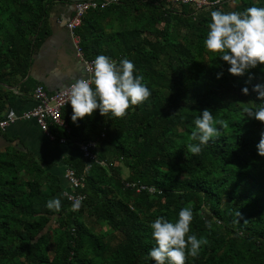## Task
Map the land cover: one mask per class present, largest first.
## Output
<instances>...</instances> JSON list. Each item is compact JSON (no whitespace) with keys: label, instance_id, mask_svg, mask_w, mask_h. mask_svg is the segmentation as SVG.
<instances>
[{"label":"trees","instance_id":"16d2710c","mask_svg":"<svg viewBox=\"0 0 264 264\" xmlns=\"http://www.w3.org/2000/svg\"><path fill=\"white\" fill-rule=\"evenodd\" d=\"M57 1L64 0H0V82L27 75ZM253 4L264 0H220L208 9L121 0L84 14L76 29L83 54L131 59L152 95L123 117L97 109L76 122L67 104L61 116L69 133L50 126L75 143L95 142L94 158L66 160L84 176L78 211L59 177L31 153L0 150V264H155L147 255L155 245L150 223L161 215L175 221L185 206L194 214L189 234L208 240L185 264H264V155L257 150L264 121L244 111L261 102L252 87L264 83V65L231 74L204 44L211 11ZM205 108L224 127L192 154L194 118ZM54 197L60 212L46 207Z\"/></svg>","mask_w":264,"mask_h":264},{"label":"clouds","instance_id":"9594fccd","mask_svg":"<svg viewBox=\"0 0 264 264\" xmlns=\"http://www.w3.org/2000/svg\"><path fill=\"white\" fill-rule=\"evenodd\" d=\"M211 20L204 40L206 48L226 61L228 71L235 75H244L257 65H264V6L246 7L243 11H222L216 9L210 13ZM88 74L79 77L72 76L71 70L53 67L52 74L71 76L72 82L66 91L73 112L71 119L91 116L94 110L101 115L111 114L113 117H123L130 106L139 105L146 101L152 90L144 83V77L139 73L134 61L124 57L118 62L112 57L99 54L91 62ZM222 73H217L219 78ZM251 78V73H249ZM261 102L244 111L257 120L264 121V83L253 85ZM241 91L249 92L247 86ZM195 130L191 139L195 143L188 144L192 154H199L203 145L209 144L220 136L223 121L214 120L212 111L203 109L194 118ZM260 155H264V132L257 144ZM82 200L77 198L71 204L72 211H78ZM46 207L60 212L62 201L54 197L46 202ZM239 215V213H237ZM194 214L191 206L182 207L178 219L172 221L161 215L149 225L155 245L149 250L148 258L155 264H185L188 256L196 257L202 247L208 244L205 236L189 234ZM211 227V225H209Z\"/></svg>","mask_w":264,"mask_h":264},{"label":"crops","instance_id":"0c3cea01","mask_svg":"<svg viewBox=\"0 0 264 264\" xmlns=\"http://www.w3.org/2000/svg\"><path fill=\"white\" fill-rule=\"evenodd\" d=\"M75 1L77 0L57 1L50 8L47 34L32 54L27 75L16 83L0 82V118L8 113L18 116L13 123L0 129V150L19 149L31 153L47 170L59 177L62 194L69 187L64 176L66 167H70L66 160L69 157H83L80 143H75L69 136L57 135V132L51 137L39 128L35 120L19 116L35 106L32 95L37 85L41 84L46 91L53 93L72 82L71 76L52 74L53 67L70 69L72 76L76 77L85 74L83 62L76 53L72 36L66 28V23L73 15ZM83 57L92 60L84 54ZM68 108L72 109L70 102Z\"/></svg>","mask_w":264,"mask_h":264},{"label":"built area","instance_id":"2783aa9c","mask_svg":"<svg viewBox=\"0 0 264 264\" xmlns=\"http://www.w3.org/2000/svg\"><path fill=\"white\" fill-rule=\"evenodd\" d=\"M121 0H77L74 2L73 15L66 23V28L70 31L72 41L75 47L76 53L79 55L83 62L84 72L88 74V70L92 67V61L83 57L82 48L80 46V37L76 33V29L80 26L82 17L89 10L104 9L111 4L118 3ZM164 2L166 6H173L176 4H189L197 9H202L212 6V3H219L220 0H153ZM68 86L57 90L53 93H49L45 90L43 85L39 84L34 88L33 99L35 106L23 112L19 117L22 119H33L39 126V128L47 135L53 137V133L50 131L51 125H56L66 130L69 133L68 126L61 116L62 109L68 104L67 89ZM18 116L14 114H7L0 118V129L6 128L10 123H13ZM80 151L84 158H94L95 155L92 149L95 147L94 141H85L79 144ZM65 179L68 181L69 187L63 191V195L67 200L73 203L77 198L82 202L85 199V194L78 192L77 190L84 184V176L78 174L74 167H67L65 170ZM124 187L131 188L139 192L142 189H147L149 192H153L154 188L147 187L145 185H136L135 182L125 181Z\"/></svg>","mask_w":264,"mask_h":264},{"label":"rangeland","instance_id":"374dc122","mask_svg":"<svg viewBox=\"0 0 264 264\" xmlns=\"http://www.w3.org/2000/svg\"><path fill=\"white\" fill-rule=\"evenodd\" d=\"M216 4H218V3H212V5L214 6V5H216ZM209 7H206V8H204V9H208ZM103 229H105V227L103 228Z\"/></svg>","mask_w":264,"mask_h":264},{"label":"bare ground","instance_id":"6f19581e","mask_svg":"<svg viewBox=\"0 0 264 264\" xmlns=\"http://www.w3.org/2000/svg\"><path fill=\"white\" fill-rule=\"evenodd\" d=\"M60 139V138H59ZM67 168V167H66Z\"/></svg>","mask_w":264,"mask_h":264}]
</instances>
